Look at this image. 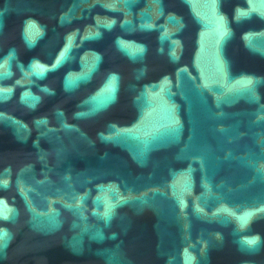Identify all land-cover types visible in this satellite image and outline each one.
<instances>
[{"label":"water","instance_id":"water-1","mask_svg":"<svg viewBox=\"0 0 264 264\" xmlns=\"http://www.w3.org/2000/svg\"><path fill=\"white\" fill-rule=\"evenodd\" d=\"M0 264H264V0H0Z\"/></svg>","mask_w":264,"mask_h":264}]
</instances>
